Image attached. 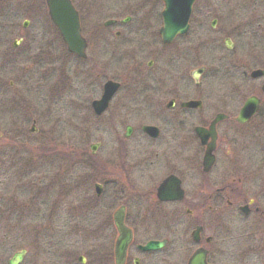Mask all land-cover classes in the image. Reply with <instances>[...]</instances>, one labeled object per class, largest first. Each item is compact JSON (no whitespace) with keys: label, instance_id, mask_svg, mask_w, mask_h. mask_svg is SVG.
Instances as JSON below:
<instances>
[{"label":"flooded vegetation","instance_id":"af4514ba","mask_svg":"<svg viewBox=\"0 0 264 264\" xmlns=\"http://www.w3.org/2000/svg\"><path fill=\"white\" fill-rule=\"evenodd\" d=\"M15 1H18L17 6ZM70 1L79 15L81 34L87 42V52L90 39L96 34L103 35L107 46L112 44L108 42V38L125 35L126 44L129 45L135 41L140 42L141 39L148 40L147 46L139 49L150 52L148 55L165 59L162 65H157L155 57L149 60L147 69H155L154 73L148 77L134 79L128 98L123 100L125 103L116 102L113 112H110V109L124 84L117 79H108L104 83L105 85L108 81H113L120 87L111 98L107 110L96 116L103 118L105 127H113L117 131L122 128V133L117 134L112 151L116 155V159L112 160L117 163L116 176L113 179L108 177L111 176L108 172L109 160L105 161L106 170L101 175V183L94 184L96 197H107L106 202L100 206L96 203L91 206L73 203L69 208L62 210L63 212H59L63 208L52 209L48 215L41 205L36 209L37 224L32 226L30 233H26V237L31 236L42 250L46 249L51 258L47 264H175L173 257H180L181 264H190L198 254L205 256L207 264H217L213 247L215 235L208 234V231L214 232L216 225L222 221L232 225L233 235L244 233L247 264H264V76L252 77L253 71L264 69V53L261 52L258 59L246 60L244 64V67H247V72L244 73V85L247 89L244 103L251 98L259 100L256 112L247 123L241 124L238 121L243 106L239 109L226 106L207 118L204 113V95H209L213 84L207 76L209 68L201 63L202 34L196 33L194 36L190 28L189 33L178 36L172 44L167 45L163 43L160 34L162 26L154 29L146 26L124 28L137 16L139 9L144 8H139V5L145 1L139 5L134 1L130 3L131 13L126 18H122L120 14L123 0ZM3 9L5 10L2 11ZM14 9L22 11L28 17L23 22L22 29L12 25L11 12H14ZM44 11L49 21L46 31L51 35L56 34L58 39L62 40L49 17L46 0H0V18H3V22L0 21V145L10 141L12 134L16 135L14 131L17 129H12L11 113L14 110L27 111L25 101L22 107L17 108V102H14L13 107L10 98L11 91L17 86H23V94L27 93L29 84V79L23 75L21 80L19 76L16 78L17 82L11 80L12 66L20 61L12 58L13 51H17L19 46H25V61L37 62L31 59V56L39 50V37L42 34L39 30H29L33 24L31 19L35 22L37 15H43ZM207 14L211 15V12ZM102 18L105 19L104 22L100 21ZM96 19L98 22H94ZM14 37L16 39L11 45ZM178 39L185 40L183 48L177 55L168 58L167 49ZM63 45L65 46L64 43ZM159 46L160 50L157 49ZM261 51H264V46ZM170 61L175 63L178 72L187 65H193L195 68L190 70L188 76L178 72L170 74ZM222 61H228L236 67L238 64L236 60L223 58L220 59V62ZM201 69L202 71H199ZM16 91L19 94L20 90ZM139 97L151 100V107L145 108V111L139 106H125L126 100H137ZM191 101L201 102L202 107H186L185 104ZM134 104L136 101H133ZM219 114L225 117L216 127L214 163L210 170L205 172L203 163L208 147L202 143L197 129H208ZM26 116L27 122L32 123L30 133L37 135V120L30 112ZM222 125L238 130L247 129V164L244 167L235 164L233 171L221 177L215 169L219 162V131ZM148 127L156 130L147 132ZM212 141L213 139L209 138L208 144ZM232 153L234 150L227 151V156L234 158L230 163H240L237 155ZM114 181L116 187L111 188L109 185L114 184ZM97 187L101 190L100 195L97 193ZM106 191L109 194L105 196L103 194ZM116 203L120 205L114 208ZM117 214L122 218L118 222ZM60 216V226L67 227L66 231L54 226V220ZM67 234L86 236L87 240L99 238L97 240L101 243L99 247L94 245L90 248L91 255L79 256L77 261L75 256H72V260L65 261V253L71 245L65 240ZM125 234H129L131 239L125 250L124 261L118 262L117 244ZM151 242L157 243L156 249L144 250L143 248ZM20 252L23 255L21 264H46L39 253L30 256L28 247Z\"/></svg>","mask_w":264,"mask_h":264},{"label":"rangeland","instance_id":"374dc122","mask_svg":"<svg viewBox=\"0 0 264 264\" xmlns=\"http://www.w3.org/2000/svg\"><path fill=\"white\" fill-rule=\"evenodd\" d=\"M133 1L138 5L145 1L139 5V8H144L139 9L137 16L124 26L125 29L139 26L154 29L162 26L163 4L160 0H123L120 13L122 18L130 16L129 5ZM14 4L17 6L18 1ZM206 11L211 12V15ZM14 12H11L12 25L22 29V24L28 17L22 11L14 9ZM44 13L45 11L43 15H37L35 22L31 19L33 24L31 23L32 28L29 30H39L42 34L39 37V50L31 56L37 62L25 61V46H19L12 55V58L20 61L12 66L11 80L17 82L16 78L19 76L21 80L23 75L29 79V84L25 94L22 92L23 86H17L11 91L13 107L14 102L20 108L25 101L27 111L14 110L11 113L12 129H17L14 131L16 135L12 134L10 141L0 145V264H8L25 247H28L30 256L39 253L43 257V263L50 261L46 249L42 250L31 236L26 237V233H30L32 226L37 224L36 209L39 206L42 205L48 215L52 209L63 208L59 211L63 212L73 203L90 206L96 203L100 206L106 202L105 196L109 192L103 194L105 198L98 199L94 184L101 183V175L106 170L105 161L109 160L108 172L111 176L108 177L113 179L116 176L117 163L112 161L116 159V155L112 151L117 134L122 133V128L117 131L116 128L105 127L103 118L94 114L92 102L101 97L104 83L108 79H117L123 82L124 87L112 104L110 112H113L116 102L125 103L123 100L128 98L134 79L154 73L155 69H147L149 60L155 57L157 65H162L165 59L148 55L150 52L139 49L147 46L146 39L129 45L126 44L125 35L119 38L107 37L108 42L112 43V46H107L103 35L99 33L90 39L88 59L77 60L68 53L56 34L51 35L46 31L49 21ZM213 20H217L214 30L211 28ZM0 21L3 22V18ZM100 21L104 22L105 19ZM94 22H98L97 19ZM191 32L194 36L196 33L202 34L201 63L209 68L207 76L213 84L209 95H204L206 117L210 118L212 113L226 106L241 108L247 97L244 85V73L247 72L245 61L258 59L261 52L264 53L261 51L264 46V0H197L191 20ZM226 38H230L234 44L232 51L225 48ZM15 39L16 37L12 38L11 45ZM184 42L183 39L176 40L167 49L168 58L177 55ZM160 48L161 46L157 47L158 50ZM144 56L146 57L143 58ZM223 58L236 60L237 67L228 61L220 62ZM170 62L169 73H177L175 63ZM182 68L178 74L188 76L195 67L187 65ZM16 90H20L19 94ZM129 100L132 102L128 103ZM133 101L136 104L133 105ZM151 105V100L139 97L137 100H126L125 106H139L146 111L145 108ZM28 112L37 120V135L30 133L32 123L26 120ZM219 133L221 149L215 170L222 177L233 171L235 164L243 167L247 164V129L238 130L222 125ZM96 143H101V146L92 154L90 146ZM228 150H234L232 155L236 154L240 163H230L234 158L227 156ZM115 182L109 186L116 187ZM118 205L120 204L116 203L114 208ZM61 218L62 216L54 220V226L66 231L67 227L60 226ZM216 226L214 232L209 230L208 234L215 235L213 247L217 264H247L244 233L233 235L232 225L228 222L221 221ZM190 232L191 229L189 234ZM66 236V242L71 245L65 253V261L72 260V256L77 261L79 256L91 255L90 248L94 245L99 247L101 243L97 240L99 238L87 240L82 235ZM173 262L181 264V258L173 257Z\"/></svg>","mask_w":264,"mask_h":264},{"label":"water","instance_id":"95a60500","mask_svg":"<svg viewBox=\"0 0 264 264\" xmlns=\"http://www.w3.org/2000/svg\"><path fill=\"white\" fill-rule=\"evenodd\" d=\"M165 4L163 11V27L161 29L162 40L166 44L173 43L174 39L178 35H184L189 30V21L192 15L193 6L196 0H162ZM49 7L50 17L56 27L59 29L61 36L67 45L70 53L86 59L87 42L82 37L81 26L79 15L72 5L70 0H47ZM226 45L229 49H232V43L230 40H226ZM264 76V70H257L252 73V77L258 78ZM120 85L113 81H108L104 86V94L102 98L93 103V108L97 115H101L109 107V102L113 95L119 90ZM264 90V88H263ZM258 100L251 98L244 104L241 109L238 121L242 124L246 123L247 120L256 112L258 108ZM185 106L187 107H201V102H189ZM224 119V115H218L217 118L212 122L210 128L203 129L198 128L197 133L202 143L208 146L205 159H204V171L208 172L214 163L213 152L215 150V141L217 139L216 126ZM156 130L148 127L146 131L151 132ZM212 138V143L208 144V139ZM99 144L93 145V153L96 152ZM98 188V195H100V188ZM182 198V195H181ZM122 219L118 214L116 215L117 222ZM121 228V226H119ZM131 237L129 234H125L117 244V257L118 262L124 261L125 250L130 241ZM157 243L151 242L144 250L156 249ZM22 255L17 254L9 264H19L21 262ZM190 264H207L204 255H195L191 260Z\"/></svg>","mask_w":264,"mask_h":264}]
</instances>
